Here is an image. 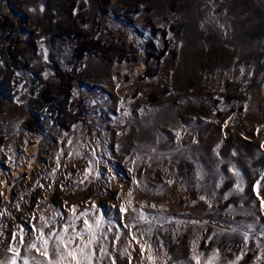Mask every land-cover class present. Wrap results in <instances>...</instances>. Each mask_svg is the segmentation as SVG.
Here are the masks:
<instances>
[{
  "label": "rangeland",
  "instance_id": "obj_1",
  "mask_svg": "<svg viewBox=\"0 0 264 264\" xmlns=\"http://www.w3.org/2000/svg\"><path fill=\"white\" fill-rule=\"evenodd\" d=\"M77 35L99 43L79 61ZM263 57L264 0H0V174L44 161L0 258L85 213L98 264H264Z\"/></svg>",
  "mask_w": 264,
  "mask_h": 264
},
{
  "label": "snow or ice",
  "instance_id": "obj_2",
  "mask_svg": "<svg viewBox=\"0 0 264 264\" xmlns=\"http://www.w3.org/2000/svg\"><path fill=\"white\" fill-rule=\"evenodd\" d=\"M177 136H179L178 133ZM128 195L131 196L132 193L129 192ZM70 211L75 213L76 207L73 206ZM126 211V208L121 207V212ZM82 216H85V213H80L79 216L73 215L70 217L69 223L63 225L61 229L53 228L48 232H45L44 229L48 226L49 221L43 216L40 217L43 223L39 228L38 235L35 240H30L26 245L29 252L35 250L38 256L33 255L31 259L22 258L23 264H98L101 262L108 252L100 243L104 236L100 228V221L96 220L90 224L89 220L85 218L84 227L77 229L76 221ZM138 216L144 218L142 213H138ZM135 238L133 236V239ZM116 239H119V234ZM10 251L13 252L11 264H17V259L21 258L20 254L16 249H10ZM143 251L144 244H141V252ZM147 259L153 261V256L149 255ZM0 264H5V262L0 261Z\"/></svg>",
  "mask_w": 264,
  "mask_h": 264
},
{
  "label": "built area",
  "instance_id": "obj_3",
  "mask_svg": "<svg viewBox=\"0 0 264 264\" xmlns=\"http://www.w3.org/2000/svg\"><path fill=\"white\" fill-rule=\"evenodd\" d=\"M35 144L36 142L32 144V148L30 147V151H32L33 154L29 151V149H25V161L23 162V164H21V167L14 168V166H5V172L3 174H0V209L13 183L20 177L29 175L36 169L39 170L40 166L43 165L42 163H44V161L41 160V157L40 162L38 164L36 163L37 157H35V150L37 149ZM11 230L13 231L14 227H12Z\"/></svg>",
  "mask_w": 264,
  "mask_h": 264
},
{
  "label": "trees",
  "instance_id": "obj_4",
  "mask_svg": "<svg viewBox=\"0 0 264 264\" xmlns=\"http://www.w3.org/2000/svg\"><path fill=\"white\" fill-rule=\"evenodd\" d=\"M77 43L75 44L74 49H72V55L71 58H73L76 61L81 60L86 54L94 51L97 49L98 42L94 40L91 36H84V35H77L76 36ZM157 59V57H156ZM68 100V93L66 94L65 102L67 103ZM139 233H142L141 236L144 238V233H147V228L141 226Z\"/></svg>",
  "mask_w": 264,
  "mask_h": 264
},
{
  "label": "bare ground",
  "instance_id": "obj_5",
  "mask_svg": "<svg viewBox=\"0 0 264 264\" xmlns=\"http://www.w3.org/2000/svg\"><path fill=\"white\" fill-rule=\"evenodd\" d=\"M263 58H264V57H263ZM263 91H264V87H263V89H262V93H263ZM31 152H32V151H31ZM6 253H7V252H6ZM1 254H2V253H0V256H1ZM5 255H6V254H5ZM8 256H9V255H8ZM1 257H2V256H1ZM4 258H5V257H4ZM0 259H1V258H0ZM2 259H3V258H2ZM2 259H1V260H2ZM2 261H4V260H2ZM5 264H6V263H5Z\"/></svg>",
  "mask_w": 264,
  "mask_h": 264
}]
</instances>
